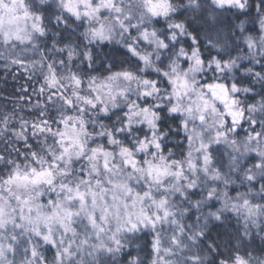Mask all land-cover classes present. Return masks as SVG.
Segmentation results:
<instances>
[{
	"label": "clouds",
	"instance_id": "1",
	"mask_svg": "<svg viewBox=\"0 0 264 264\" xmlns=\"http://www.w3.org/2000/svg\"><path fill=\"white\" fill-rule=\"evenodd\" d=\"M0 12V264H37L33 246L44 264H264V0H5ZM32 169L53 184L5 183ZM64 184L95 193L85 210ZM57 203L78 214L68 234L50 222V249L33 228L47 231Z\"/></svg>",
	"mask_w": 264,
	"mask_h": 264
},
{
	"label": "snow or ice",
	"instance_id": "2",
	"mask_svg": "<svg viewBox=\"0 0 264 264\" xmlns=\"http://www.w3.org/2000/svg\"><path fill=\"white\" fill-rule=\"evenodd\" d=\"M231 2H232V0H217V3H219L221 5L231 4ZM11 3L13 5H15L17 3V0H11ZM19 3L21 5V7H23V0H19ZM4 5H5V0H0V8H3ZM11 11L15 15L9 17V21H8L9 23H13L16 19L21 18L19 16V13L17 12V10L15 8H13ZM23 17L24 18L29 17V13L27 12V10H25L23 12ZM37 20H39L38 17H37ZM3 24H4V17H3V13L0 12V28L3 27ZM33 28L36 32L40 33V35L44 34L43 28L40 26V24L34 23ZM14 63H17L20 66H23L22 62L14 61ZM77 84H79V81H77ZM216 87L219 88L220 86H216ZM42 91L43 90L41 89V92ZM221 91H223L224 94L222 96H220L219 98L222 101L227 100V92L223 89H221ZM24 95L25 96L29 95L28 89L24 90ZM231 103L234 104L235 102L232 101ZM173 111H176V109H173ZM230 115L234 118V122H237L235 118L238 115H242V114L230 112ZM33 127H36V126L33 125ZM39 130L41 132L45 131V129L42 126L39 128ZM156 147H159V145L157 144ZM33 158H35V153H33ZM53 167H55V165H53ZM105 168L107 169V164H105ZM32 172H33V175L31 177H29L28 175L21 176L19 171L16 170L14 172V174L12 176H10L5 181V183L9 184V185L14 184V183H18V182L31 183L33 185H37V184H41V183H46L48 185L53 184V179H49V177L53 176V174L50 170L38 172L36 169H32ZM248 179L252 180L253 177L249 176ZM82 183H89V181L83 180ZM61 189H62V191H65L68 193L66 199L69 202H72L74 200L79 201L80 206H81V210H85L87 208L89 195H91L93 198L95 196L94 192L86 193V192L81 191L79 184L75 188H73L71 185L64 184V185H61ZM49 203H51V202H49ZM93 203H95L94 199H93ZM247 203L248 202L245 201V205ZM160 207H163V202L161 203ZM31 211H32V209L29 208L30 213H31ZM74 214H78V213H73V211L71 209L64 208L62 204L57 203L54 207L52 214H50V215L43 214V213L41 214L42 218L44 219V223H45V227L47 228V231L41 232L38 227H35V228H33L34 235L36 237H38L40 240H42L50 249L56 248L57 244H56V240L52 234L50 222L53 221V219H55V221L59 222L61 227L64 228L65 234H68L69 232H73V230L68 225L70 224L71 217ZM165 215H167V213H165ZM4 216H5V213L3 211V208L0 207V229L4 228L5 224L8 222L4 219ZM89 219H90L91 223L93 224V226L95 227L96 226L95 217L90 215ZM145 219L148 221V223L152 224V226L155 227V223L151 220L150 217L146 216ZM157 219H159V217H157ZM131 226H132V228H135L136 224H132ZM17 227H19V225H17ZM99 231H103V229L100 228ZM115 243L117 245H119V241H115ZM8 250L14 251V249L11 247V245H9ZM157 250H158V248H157ZM25 252H26V255H30L32 257L33 261H37V264H44V260L46 259V257H41V253L37 250V248L35 246H33L31 249H26ZM62 254H63V256H69L70 257V255H71V244H69L67 247H64L62 249ZM62 254L60 252H57L55 254L57 261L62 262V258H63ZM4 256H5V250H4L3 245L0 244V259H3ZM237 264H244V261L237 258Z\"/></svg>",
	"mask_w": 264,
	"mask_h": 264
},
{
	"label": "trees",
	"instance_id": "3",
	"mask_svg": "<svg viewBox=\"0 0 264 264\" xmlns=\"http://www.w3.org/2000/svg\"><path fill=\"white\" fill-rule=\"evenodd\" d=\"M22 82H23V81H22ZM28 91L31 92V88H30V87L28 88Z\"/></svg>",
	"mask_w": 264,
	"mask_h": 264
}]
</instances>
